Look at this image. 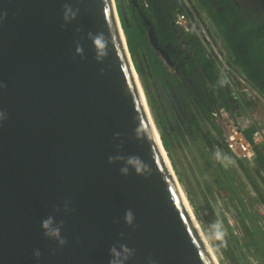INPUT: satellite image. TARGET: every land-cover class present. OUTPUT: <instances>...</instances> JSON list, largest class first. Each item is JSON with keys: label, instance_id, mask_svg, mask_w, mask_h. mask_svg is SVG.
<instances>
[{"label": "water", "instance_id": "obj_1", "mask_svg": "<svg viewBox=\"0 0 264 264\" xmlns=\"http://www.w3.org/2000/svg\"><path fill=\"white\" fill-rule=\"evenodd\" d=\"M0 264H219L115 0H0Z\"/></svg>", "mask_w": 264, "mask_h": 264}, {"label": "trees", "instance_id": "obj_2", "mask_svg": "<svg viewBox=\"0 0 264 264\" xmlns=\"http://www.w3.org/2000/svg\"><path fill=\"white\" fill-rule=\"evenodd\" d=\"M197 1L221 35L231 64L239 69L264 99V18L258 21L253 17H242L239 7L233 0H215L216 4L213 0ZM137 3L138 7L133 9L132 3L128 0V18L119 8L118 15L128 50L159 129L163 147L178 181L201 220L215 252L218 248L205 226L200 202L207 205L211 199L214 205L209 211L216 212L223 220L224 214L233 210V224L227 225L231 237L229 246L233 250L231 253L222 252L221 262L225 263L227 260L228 264H232L235 259L241 264H251L247 256L253 255L256 260L261 261L260 264H264V143L262 147L258 145L255 148L252 166L241 159L230 157L223 159L220 156L213 144L215 139L207 137L196 110L211 120L217 103H222L233 112L234 107L240 105L241 99L232 90L222 88L219 73L206 57L205 49L200 45V39L194 34L195 31L182 37L183 40L192 41L194 46L192 52L185 47L186 45L179 44L180 36L173 23V16L178 10L184 9L182 0H137ZM217 6H221L220 9H217ZM141 13L151 21L159 44L173 45L174 49H168V53L179 66L178 75L166 71L162 62L153 53L147 39V26ZM140 51L144 52L147 59V69H144L138 60ZM201 71L204 77L201 76ZM165 93L170 94L180 119L173 122L174 129L170 135L174 140L180 139L192 155V160L198 163L200 177L206 184L205 189L198 187V183L195 187L190 184L173 156L171 139L164 128L165 119L159 105L158 107L156 105V99L160 101ZM212 125L218 136L216 143L225 150L226 146L220 132L214 124ZM253 129L254 126L245 129L248 138ZM230 159L233 161L231 164L239 171L238 174L230 173L228 167H231L228 162ZM195 189H200L201 194L199 195ZM216 192L221 197H216Z\"/></svg>", "mask_w": 264, "mask_h": 264}, {"label": "rangeland", "instance_id": "obj_3", "mask_svg": "<svg viewBox=\"0 0 264 264\" xmlns=\"http://www.w3.org/2000/svg\"><path fill=\"white\" fill-rule=\"evenodd\" d=\"M182 4H183L184 9L178 10V11L182 12L180 14H184L185 16L187 14L189 16H192L191 17L192 23L188 24V26L191 27L192 29H194L198 33L197 35L200 39V45L202 47H204V49H205L204 51L206 53H207V51H209V53L212 54V56L214 58L216 57V59H218L216 62H214V60L212 61V63L210 62L212 66L214 65L213 68L216 69V71H217V69L219 70V67L223 68L225 66V64H223L222 61H224V63L229 65L234 71H237L230 64L231 62L229 61L230 59H229L228 50L225 48L224 41H223L221 35L219 34L217 28L215 27L213 22L210 20V18L206 14L207 12L199 6V4L197 3L196 0H182ZM115 5L117 8V11L119 8L122 11H124L126 18L129 17L128 0H115ZM188 50L190 52H192L190 48H188ZM220 58L222 59V61L220 60ZM138 60H139L140 64L142 65V67L144 69H147L146 66L148 65V63H147V59L145 57L144 52H141V51L139 52ZM201 76L204 77L202 71H201ZM166 81L168 82V80H166ZM227 91H231V89H227ZM164 95L165 96L163 98H161L160 101H158V99H156V101H157L156 105H157V107L159 105L160 109L162 110V112H161L162 117H164L165 122H166L164 128L166 130V133L168 134V136L171 139L173 156L176 158V161L178 162L179 168L181 170H183L185 177L190 181V184L195 187L198 183V187L205 189L206 184L204 183V181L200 177V172L198 170V163L195 160L194 161L192 160V155L188 152L186 147L182 144L183 142L180 139H177V140L172 139V137L170 135L172 129H174L173 128V125H174L173 122L177 121V120L179 121L180 119H179V114L177 115L176 107L174 106V104L172 103V101L170 99V94L165 93ZM249 99L251 102L257 100L259 102V104L256 106H259L260 103L264 105V99L261 95L258 98H255V96L247 97L248 103L250 102ZM164 109H165V111H164ZM196 112L201 119V127L204 129L205 133L208 135L207 137L211 138L213 140L215 139V142H213V144L216 143V139L218 136H217V134H216V132L212 126L213 115H212V117L210 116L211 117V120H210V119L204 117L199 112V110H196ZM237 112L238 111H236V114H237ZM213 114H214V112H213ZM247 114L249 115V117L252 116V118L251 117L250 118L254 121L256 120L255 122H257L258 124L260 123L261 125H264L263 123L259 122L260 120L258 121L256 119L257 116L255 117L254 112H253V114H251L250 111L247 110ZM152 115H153V113H152ZM153 120L155 122L154 116H153ZM156 127H157V125H156ZM158 131H159V129H158ZM263 143H261L259 145V147H262L264 145ZM228 162L231 165V167L228 166L230 173L231 174H233V173L238 174L239 171L237 170V168L231 164L233 162L232 159H230ZM248 165L252 166V164H248ZM209 182L211 183V180H209ZM181 186H182V184H181ZM182 188H183V186H182ZM183 190H184V188H183ZM195 190L197 191V193L199 195L201 194L200 189H195ZM205 192L208 195V192L207 191H205ZM216 194L218 195V196L216 195V197H221L220 194H218L217 192H216ZM200 204H201V207H203L201 211H202L203 217L205 219L204 220L205 226H206L207 230L212 234V238L215 241V244L218 248V251H216V252L213 250L215 255H216L217 261L219 264H228L227 260L225 263L221 262V258L223 257V253L225 251L231 253L233 250V248H230V246H229L230 245L229 240L231 239V237L229 236V232H228V228H227V225L233 224V221H234L233 210L224 214V220H225L224 221L222 219V216H220L216 212L212 213L209 211L210 209L212 210V206L214 205L211 199L208 201L207 205L205 202H203V203L200 202ZM257 205H258V203H257ZM190 206H191V204H190ZM201 207H200V209H201ZM191 208H192V206H191ZM192 210H193V208H192ZM193 212L197 218V221H198L201 229L203 230L205 237L207 238L208 242L211 245V242H210L207 234L205 233V231L203 229L201 220L196 215L194 210H193ZM247 258L249 259V262L251 264H260V262H261V261L259 262L258 260H256L253 255H249V256H247ZM230 261L232 262V259ZM233 262H234V264H241V263H238L235 259L233 260ZM233 262H232V264H233Z\"/></svg>", "mask_w": 264, "mask_h": 264}, {"label": "built area", "instance_id": "obj_4", "mask_svg": "<svg viewBox=\"0 0 264 264\" xmlns=\"http://www.w3.org/2000/svg\"><path fill=\"white\" fill-rule=\"evenodd\" d=\"M173 23L180 33H185L190 28L185 21V15L179 12L174 14ZM205 55L211 63L213 60L214 62L218 60L209 51L205 52ZM220 60L222 61L221 58ZM222 63L225 66L223 68L219 67V70L217 69L222 88L231 89L241 100L244 97L255 96V98H258L261 95L250 85L246 77L235 65L230 63L237 71H234L224 61ZM241 109L243 110L242 114L238 116L235 111L230 112L225 105L219 109L216 108L212 122L220 132L226 148L225 150L222 149L217 143H214V147L223 159L232 157L253 165L255 148L264 142V125L255 123L251 119L252 117L250 116V118L247 114L245 107ZM251 126H254V129L250 138H248L245 134V129Z\"/></svg>", "mask_w": 264, "mask_h": 264}, {"label": "flooded vegetation", "instance_id": "obj_5", "mask_svg": "<svg viewBox=\"0 0 264 264\" xmlns=\"http://www.w3.org/2000/svg\"><path fill=\"white\" fill-rule=\"evenodd\" d=\"M197 1V0H196ZM213 2L216 4V1L213 0ZM233 2L239 7L240 9V12H241V15L242 17H253L255 19H257L258 21H262L263 18H264V0H233ZM197 3L199 4V2L197 1ZM200 6V5H199ZM221 6H217V9H220ZM207 14V13H206ZM208 15V14H207ZM191 17L192 16H189L188 14L186 15V18L189 22V24L192 23L191 21ZM209 17V16H208ZM210 18V17H209ZM211 20V19H210ZM191 21V22H190ZM212 21V20H211ZM195 30L192 29L191 27L189 28L188 31H186L185 33H180L178 30H177V33L178 35L180 36L179 39H180V45L181 44H184L186 45L185 47L190 48L191 51L194 50V46L192 44V41H189V40H183L182 37L186 36L188 33L190 32H194ZM194 34L197 36V33L196 31L194 32ZM166 44H169V43H163V44H160V45H166ZM198 45V43L196 44ZM179 46V45H178ZM174 49V47H173ZM171 49V50H173ZM205 52V51H204ZM170 55V54H169ZM171 57V56H170ZM172 59V58H171ZM174 60V59H173ZM175 66H178L177 63H176V60H175ZM175 66L173 68H175ZM165 68V67H164ZM179 68V66H178ZM180 70V69H179ZM177 71V72H174L172 74H179L180 71ZM168 71V70H166ZM171 73V72H170Z\"/></svg>", "mask_w": 264, "mask_h": 264}, {"label": "crops", "instance_id": "obj_6", "mask_svg": "<svg viewBox=\"0 0 264 264\" xmlns=\"http://www.w3.org/2000/svg\"><path fill=\"white\" fill-rule=\"evenodd\" d=\"M249 101H250V99H249ZM239 103H240V105H236L234 107V110H233L235 112L238 111L237 112L238 116L242 114L243 110L241 108L245 107L247 110L250 111L251 114H253V112H254L255 113V117L257 116L256 119L258 121L260 120L259 122L264 124V105L263 104L260 103L259 106H256V105L259 104V102L257 100L256 101H252V102L250 101L248 103L247 102V97H244ZM255 123H257V122H255ZM213 128H214V126H213Z\"/></svg>", "mask_w": 264, "mask_h": 264}, {"label": "clouds", "instance_id": "obj_7", "mask_svg": "<svg viewBox=\"0 0 264 264\" xmlns=\"http://www.w3.org/2000/svg\"><path fill=\"white\" fill-rule=\"evenodd\" d=\"M177 12L182 13V12H180V11H177ZM185 21L189 24V22H188L186 16H185ZM204 53H205V52H204Z\"/></svg>", "mask_w": 264, "mask_h": 264}, {"label": "bare ground", "instance_id": "obj_8", "mask_svg": "<svg viewBox=\"0 0 264 264\" xmlns=\"http://www.w3.org/2000/svg\"><path fill=\"white\" fill-rule=\"evenodd\" d=\"M153 116V115H152Z\"/></svg>", "mask_w": 264, "mask_h": 264}]
</instances>
